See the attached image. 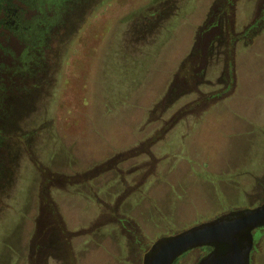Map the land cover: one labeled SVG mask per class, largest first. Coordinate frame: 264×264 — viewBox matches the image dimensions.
I'll use <instances>...</instances> for the list:
<instances>
[{"label": "rangeland", "instance_id": "obj_1", "mask_svg": "<svg viewBox=\"0 0 264 264\" xmlns=\"http://www.w3.org/2000/svg\"><path fill=\"white\" fill-rule=\"evenodd\" d=\"M228 1L88 0L38 48L36 98L4 132L0 264H30L46 225L63 262L35 264H143L159 237L264 197V0ZM217 8L245 41L197 86L195 32Z\"/></svg>", "mask_w": 264, "mask_h": 264}, {"label": "flooded vegetation", "instance_id": "obj_2", "mask_svg": "<svg viewBox=\"0 0 264 264\" xmlns=\"http://www.w3.org/2000/svg\"><path fill=\"white\" fill-rule=\"evenodd\" d=\"M87 1L0 0V189H5L4 185L9 182L8 177L13 172V169H8L5 160L6 155L2 150L6 144L5 127L10 125L9 118H14V120L21 118L23 109L27 108L30 100L36 98L35 93L38 91V82L35 81L38 73L37 55L40 52L38 48L48 44L50 35H53L58 29L63 27V29L68 30L67 25L77 19L75 16L80 14V10L83 9ZM228 2L229 5L233 4L232 0ZM77 11L79 12L74 16ZM259 11V15L264 13V1L261 3ZM158 12L152 14L153 19H149L151 25L155 24L161 17V11ZM212 15L213 18H211ZM227 21L230 23V19H227L226 16V10L217 8L215 12L210 10L208 19L196 29L191 57L205 58L203 70L191 72V79L195 80L197 86L200 84L199 79L210 83L211 80L206 78L209 65L219 61L224 63L226 48L229 47V44L243 41L246 37L245 31L239 33L244 34L243 36H230L225 28ZM258 24L260 29L263 26L262 17ZM144 26H146V22ZM256 31L257 29L254 32ZM66 35L64 34V36ZM193 64L196 67L198 63L195 60ZM28 79L32 80L29 89L25 86L29 85ZM24 91L26 92L25 95ZM17 150L20 153L21 146H18ZM10 152L12 151L10 150ZM18 157L12 156L11 161L14 163ZM261 181L264 183V176ZM1 182L3 183L1 184ZM263 202L264 197L244 207H255ZM119 221L124 222L125 219L119 218ZM263 230L264 227L254 230V248L256 239ZM255 231H257V235H255ZM46 233L48 236L45 238ZM36 240L31 247L30 264H35L37 260L41 261V258H43L44 263H47L49 257L63 262L62 256L65 254V248L63 241L57 234L56 227L48 226L43 237ZM209 250V248H200L199 258L207 254Z\"/></svg>", "mask_w": 264, "mask_h": 264}, {"label": "water", "instance_id": "obj_3", "mask_svg": "<svg viewBox=\"0 0 264 264\" xmlns=\"http://www.w3.org/2000/svg\"><path fill=\"white\" fill-rule=\"evenodd\" d=\"M264 227V202L224 212L178 232L156 239L143 264H176L197 248H209L196 264H251L254 230Z\"/></svg>", "mask_w": 264, "mask_h": 264}, {"label": "trees", "instance_id": "obj_4", "mask_svg": "<svg viewBox=\"0 0 264 264\" xmlns=\"http://www.w3.org/2000/svg\"><path fill=\"white\" fill-rule=\"evenodd\" d=\"M46 226H47V225H46ZM46 226H45V229L43 230L42 235H41L39 238L43 237V235H44V233H45V231H46V228H47ZM195 251H197L198 254L200 255V253H201V252H200V248L194 249V250L190 251V253H191V252H195ZM199 257H200V256H199ZM199 259H200V258H199Z\"/></svg>", "mask_w": 264, "mask_h": 264}]
</instances>
